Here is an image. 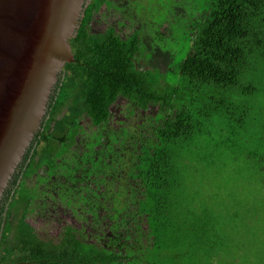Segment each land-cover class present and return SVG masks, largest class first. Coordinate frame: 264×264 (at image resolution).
<instances>
[{
    "label": "trees",
    "instance_id": "trees-1",
    "mask_svg": "<svg viewBox=\"0 0 264 264\" xmlns=\"http://www.w3.org/2000/svg\"><path fill=\"white\" fill-rule=\"evenodd\" d=\"M104 1H92L70 41L74 60L65 64L69 74L41 132L40 146L24 169L23 184L0 210V264H222L224 253L239 264L240 246L234 239L238 226L231 223L242 225L245 215L226 212L222 234L215 225L218 212L198 206L196 193L189 199L183 192L185 173L176 164L196 157L194 148L205 132L201 120L226 133L227 151L244 149V139L255 146L247 156L264 162V132L254 136L264 127V0H166L178 23L182 17L186 21L188 42L175 70L180 81L173 84L165 79L173 57L168 47L148 61L139 30L126 37L112 28L104 34L91 31L90 20ZM142 57L152 65L156 61V67L144 70ZM117 99L128 100L147 122V137L141 132L135 138L144 198L130 200L138 207L133 214L126 206L119 212L122 233L127 239L136 235L137 244L127 242L117 250L87 244L80 252L70 230L66 244L46 240L24 220V213L18 218L17 204L22 199L29 203L27 176L42 164L53 165L72 147L79 119L87 116L94 126L106 123ZM232 201L237 211L239 201Z\"/></svg>",
    "mask_w": 264,
    "mask_h": 264
},
{
    "label": "flooded vegetation",
    "instance_id": "flooded-vegetation-1",
    "mask_svg": "<svg viewBox=\"0 0 264 264\" xmlns=\"http://www.w3.org/2000/svg\"><path fill=\"white\" fill-rule=\"evenodd\" d=\"M92 1L85 7L84 16ZM132 1L134 0H105L94 13L89 27L98 34L107 33L112 28L123 37L126 34L131 36L135 30H139L147 47L145 55L149 61L157 50L166 49L167 37L172 35V24L177 25L180 21L169 10L164 21H151L149 24V16L144 15L145 19H140L143 18L141 14L145 8L136 10ZM170 7L172 8L171 3ZM147 59L142 57L139 60L145 67L144 70L156 67V61L152 65L146 62ZM68 74L69 71L64 66L54 87L42 129L36 134L13 174L0 201V210L8 201L7 196L23 184L24 169L34 148L40 146L41 132ZM142 117L132 111L128 100L117 99L110 106L104 127L92 125L87 116L79 119L81 127L74 135L72 147L56 158L53 165L42 164L27 176L26 185L29 187L30 197L26 196V199L29 203L22 199L17 204L18 218L24 213V220L34 226L39 235L62 244H66L64 236L70 230L75 240L74 245L80 252L87 244L115 247L116 250L127 242L137 244L136 235L127 239L122 233L125 229L119 212L126 206L128 212L133 214L138 211V207L130 200L144 198L141 192L142 177L135 162L136 139L141 132L147 137V129L143 127L147 122ZM21 196L23 198V192ZM144 228L147 227L144 225Z\"/></svg>",
    "mask_w": 264,
    "mask_h": 264
},
{
    "label": "water",
    "instance_id": "water-1",
    "mask_svg": "<svg viewBox=\"0 0 264 264\" xmlns=\"http://www.w3.org/2000/svg\"><path fill=\"white\" fill-rule=\"evenodd\" d=\"M89 2L0 0V201L74 60L70 41Z\"/></svg>",
    "mask_w": 264,
    "mask_h": 264
},
{
    "label": "rangeland",
    "instance_id": "rangeland-1",
    "mask_svg": "<svg viewBox=\"0 0 264 264\" xmlns=\"http://www.w3.org/2000/svg\"><path fill=\"white\" fill-rule=\"evenodd\" d=\"M203 1L198 0L199 3ZM131 3L136 10L138 8L141 11L139 8H145L141 14L143 18L140 17V19H145L144 15L149 16L147 19L149 24L151 21L156 23L159 20L164 21L169 10L174 13V8H171L166 0H134ZM181 5L182 1L179 3V6ZM198 5L201 6V4ZM179 14L181 17V12ZM185 25L186 21L183 17L182 24H172V35L166 41V47L173 53L169 64L171 68L165 75V79L171 84L180 81L175 70L177 63L188 52V42L184 39ZM145 57L148 56L145 55ZM261 95L262 93L258 99ZM199 122L204 125L205 132L202 133L194 148L195 153L197 152L196 157L185 163L178 161L179 163L176 164L177 167L181 165L185 173L183 192L187 193L189 199L196 193L195 199L198 200V206H209L212 214L218 212L219 218L215 225L219 227L222 234L226 231V212L245 215L242 225L236 222L231 223L232 228L238 226L237 236L234 239L240 246L237 251L239 264H264V162L258 161L256 157L247 156L249 149H254L255 146L244 139L240 141L244 149L237 147L236 153L227 151L226 133L221 132L219 126L213 123L204 122V120ZM262 132L264 127H259L258 134L254 136H259ZM229 196L239 201V205L235 208L237 211L230 206L233 201ZM224 237V244H226V235ZM222 256V264H226V259L230 264H236V260L231 256L226 257L225 253Z\"/></svg>",
    "mask_w": 264,
    "mask_h": 264
}]
</instances>
